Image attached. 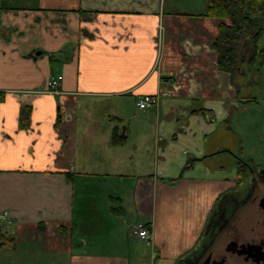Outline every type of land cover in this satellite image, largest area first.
<instances>
[{
	"label": "crops",
	"instance_id": "crops-1",
	"mask_svg": "<svg viewBox=\"0 0 264 264\" xmlns=\"http://www.w3.org/2000/svg\"><path fill=\"white\" fill-rule=\"evenodd\" d=\"M203 1L0 0V212L16 242L0 264H182L199 247L237 183L234 112L258 72L247 38L234 71L218 67L223 20ZM145 94L158 100L140 109ZM132 101L143 117H126Z\"/></svg>",
	"mask_w": 264,
	"mask_h": 264
},
{
	"label": "flooded vegetation",
	"instance_id": "flooded-vegetation-1",
	"mask_svg": "<svg viewBox=\"0 0 264 264\" xmlns=\"http://www.w3.org/2000/svg\"><path fill=\"white\" fill-rule=\"evenodd\" d=\"M236 157L234 189L217 200L205 237L182 264H264V164Z\"/></svg>",
	"mask_w": 264,
	"mask_h": 264
},
{
	"label": "trees",
	"instance_id": "trees-1",
	"mask_svg": "<svg viewBox=\"0 0 264 264\" xmlns=\"http://www.w3.org/2000/svg\"><path fill=\"white\" fill-rule=\"evenodd\" d=\"M206 4L204 15L223 20L219 23V35L213 42L218 52V67L221 70L233 72L238 62L237 50L242 39L247 38L249 42L248 66L255 70L262 69L264 67V47L261 45L264 32V0H206ZM3 5L5 6V3ZM5 7L28 8L16 4ZM226 20H230L231 24H227ZM2 93L0 91V100ZM203 113L210 114L207 110ZM119 141L120 138L114 136V142ZM239 174L243 177V170ZM15 247V237L8 229H4V225L0 224V250Z\"/></svg>",
	"mask_w": 264,
	"mask_h": 264
},
{
	"label": "rangeland",
	"instance_id": "rangeland-1",
	"mask_svg": "<svg viewBox=\"0 0 264 264\" xmlns=\"http://www.w3.org/2000/svg\"><path fill=\"white\" fill-rule=\"evenodd\" d=\"M174 8L180 11H187L191 8H197L204 3L203 0H173ZM172 4L171 1H169ZM227 24H231L230 20H226ZM261 45L264 47V32L261 38ZM252 69V68H251ZM257 71V70H255ZM253 72V71H252ZM257 75L256 83L248 86L247 90L253 93L256 97V101H251L246 105H242L235 111V122L237 128L236 138L238 141H235L236 146L238 144L240 155L239 158L242 159H251L253 163L264 164V67L258 72H255ZM243 98V95L240 94ZM245 97V96H244ZM127 101H130L127 99ZM126 117L138 119L143 117L144 112L136 108L132 102H128L125 106ZM135 112V116L134 113ZM113 119L117 118L115 114L111 115ZM237 151V149H235ZM8 219V217H6ZM137 222H134L131 225V233L134 234V225ZM4 229H8L4 226Z\"/></svg>",
	"mask_w": 264,
	"mask_h": 264
},
{
	"label": "built area",
	"instance_id": "built-area-1",
	"mask_svg": "<svg viewBox=\"0 0 264 264\" xmlns=\"http://www.w3.org/2000/svg\"><path fill=\"white\" fill-rule=\"evenodd\" d=\"M61 78H62L61 75L51 76L47 81L48 87L51 90H54L57 87ZM156 102H157V97L147 94V95H142V96L138 97L136 100V105L139 108L144 109V108H147L149 106L154 105ZM6 217H8V219H6ZM0 221L10 222L8 211H4V212L0 213ZM133 232H134V235H136L140 239H143L146 241H149L151 239V231L145 222L138 221L134 225Z\"/></svg>",
	"mask_w": 264,
	"mask_h": 264
}]
</instances>
